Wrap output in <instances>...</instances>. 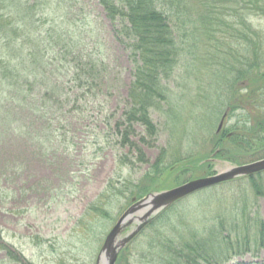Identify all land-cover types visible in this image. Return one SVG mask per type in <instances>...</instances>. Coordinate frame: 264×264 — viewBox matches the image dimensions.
I'll return each mask as SVG.
<instances>
[{"label":"rangeland","instance_id":"1","mask_svg":"<svg viewBox=\"0 0 264 264\" xmlns=\"http://www.w3.org/2000/svg\"><path fill=\"white\" fill-rule=\"evenodd\" d=\"M39 1L41 4L34 8L37 14L34 19L43 24L40 29L47 27L52 18L60 21L66 15L70 21L82 22L87 37L93 33L94 39L100 42L109 76L98 97L101 107L94 106V109L95 104L87 105L91 118L88 112L82 119L76 117L75 123L62 130L66 132L65 142L52 141L51 162L38 158L34 154L40 152L30 147L21 165L24 167L15 165L10 181L0 188V236L14 254L8 255L6 250L0 249V264H95L108 230L132 204V197L139 199L138 195L142 198L152 191L172 187L178 180L199 177L203 173L198 166L201 159L213 161L212 171L219 172L260 157L262 152L256 155L255 150L237 146L226 137L223 146L219 145L224 157H211L212 150L218 146L212 141L218 134L216 130L224 111L235 101L236 92L243 94L246 89V79L234 80L236 71L245 69L246 64L241 60L251 59L250 44L241 37L222 32L217 22L208 35L201 24H197V32L189 33L185 40L189 45L187 52L166 81L171 91L168 101H160L149 112L157 127L156 135L150 138L137 124L135 134H130L134 141H138L140 135L151 139L150 145L139 142L143 151L140 155L119 142L114 129L129 105L127 92L134 78L135 62L114 37L112 25L101 8L94 0ZM225 6L229 11L221 14L219 20L239 30L251 22L261 31V52L264 53V17L250 14L252 12L244 8L241 12L245 13L246 20L241 24L232 15L235 7L232 1L230 7ZM174 17H171V25L179 34ZM83 36L87 40L86 34ZM250 108L263 116L264 95ZM250 108L228 111L221 129H229L239 114L247 122L256 117ZM99 110L109 118L108 123L99 121L96 126L92 119ZM16 150L11 151L10 160L17 154ZM234 153H238L236 158ZM120 156L129 161L119 164ZM109 180L111 188L107 185ZM247 181L201 189L162 209L127 245L118 264H160L158 243L163 237L172 242H178L176 237L180 236L185 239L194 235L203 237L201 233L206 226L212 229L211 225L217 224L215 220L222 214H227V233L232 234L230 213L234 210L242 214L238 234L250 233L253 229L250 218L258 215L264 218V198L255 196ZM104 188L109 190L106 195L102 194ZM95 204L105 208V215L89 210ZM156 217L159 220L156 221ZM225 264H264V249L240 252Z\"/></svg>","mask_w":264,"mask_h":264},{"label":"trees","instance_id":"2","mask_svg":"<svg viewBox=\"0 0 264 264\" xmlns=\"http://www.w3.org/2000/svg\"><path fill=\"white\" fill-rule=\"evenodd\" d=\"M94 1L112 25L116 40L135 62L134 78L127 92L129 105L114 124L118 141L128 145L133 152L143 155L139 142L151 144V139L148 140L145 135H140L138 141L130 137V134H135L136 124L142 126L150 138L156 135L157 127L149 113L150 109L160 101H168L171 91L166 81L186 54L189 45L185 40L189 33L197 32V24H201L205 28L204 33L208 35L217 22L222 32L239 36L250 44L251 59L241 60L244 58L242 56L240 60L246 64L245 69H238L234 77L235 81L246 79V89L243 94L236 92L238 96L229 104L227 112L240 107L245 110L246 105L253 107L264 95L261 31L251 22L246 24V28L241 25L246 20L245 13L241 12L244 8L249 9L252 12L250 14L264 17V0ZM231 1L235 5L232 15L241 22L243 30L226 26L227 23L219 20L221 14L229 11L225 5L229 6ZM38 3L41 4L39 0H0V188L10 181L11 170L15 165L24 167L21 165L27 159L30 147L34 146L40 152L34 154L38 158L51 162L52 141L64 143L66 132L62 130L75 123L76 117L82 119L88 112L87 116L91 118L92 112L87 109V105L101 107L98 97L103 93L109 76L105 52L97 38L94 39L93 33L88 38L83 23L70 21L67 15L60 21L52 18L47 27L40 29L43 24L34 19L37 15L34 8ZM173 16L177 20L179 34L174 32L171 25ZM254 113L256 117L250 118L248 122L239 114L229 129L225 128L221 130L222 133L215 135L212 142L218 146L212 148L213 159L224 157V150L219 145H222L225 137L232 139L237 146L255 150L256 155L262 152L259 158L264 157V115H259L257 110ZM243 114L249 116V113ZM108 118L99 110L92 122L96 126L99 121L106 124ZM14 149H17V154L10 160ZM237 155L234 153V158ZM128 161L124 156L118 160L122 165ZM200 161L202 163L198 166L203 169L200 176L214 173L211 169L213 161ZM243 179L248 180V186L255 196L264 198V170L218 185L226 183L230 186L231 181ZM186 180L175 183L180 184ZM107 185L113 187L110 180ZM104 189L103 195L109 193L108 189ZM104 209L97 204L89 208L101 215H105ZM162 214L158 216L160 219ZM230 214L233 216L230 221L234 231L232 234L227 233V214H222L215 220L217 224L211 225L212 229L206 226L201 233L203 237L194 235L185 239L180 236L176 237L178 242L163 237L158 243L162 258L160 264H225L240 252L264 249V218L259 215L250 218L253 229L246 235H240L238 232L242 214L237 210ZM0 249L6 250L8 255H14L7 249L1 236ZM124 250L119 253L116 264Z\"/></svg>","mask_w":264,"mask_h":264},{"label":"water","instance_id":"3","mask_svg":"<svg viewBox=\"0 0 264 264\" xmlns=\"http://www.w3.org/2000/svg\"><path fill=\"white\" fill-rule=\"evenodd\" d=\"M224 119V118H222ZM223 120L219 123L221 128ZM264 169V158L241 165H232L211 175L191 179L169 189L155 191L135 201L116 219L107 233L95 264H115L119 250L144 228L150 218L173 202L198 189L205 188L239 176L248 175ZM134 200V199H133ZM134 225L123 236L120 233L130 224Z\"/></svg>","mask_w":264,"mask_h":264},{"label":"flooded vegetation","instance_id":"4","mask_svg":"<svg viewBox=\"0 0 264 264\" xmlns=\"http://www.w3.org/2000/svg\"><path fill=\"white\" fill-rule=\"evenodd\" d=\"M249 107L246 105L245 109H248ZM252 112H255L252 108H250Z\"/></svg>","mask_w":264,"mask_h":264}]
</instances>
